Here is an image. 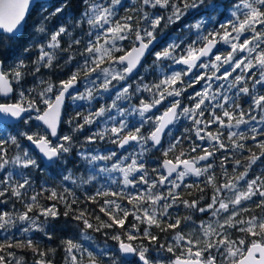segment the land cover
<instances>
[{
  "label": "snow or ice",
  "instance_id": "1",
  "mask_svg": "<svg viewBox=\"0 0 264 264\" xmlns=\"http://www.w3.org/2000/svg\"><path fill=\"white\" fill-rule=\"evenodd\" d=\"M30 2L31 0H0V30L6 34L9 41L21 40L16 34L23 27ZM137 3L139 8L135 6ZM81 6L82 11L79 10ZM219 8L220 5L216 0H134L131 8H126L123 0H106L103 4L98 0H78V3H74L73 0H61L59 6L43 17L41 23L36 26V31L39 33L46 31L44 20L55 16L62 17L69 9L78 11L79 19L76 20L75 27L82 28L85 23L88 25V31L84 33L86 42L84 38L74 37L64 25L52 32L46 43L37 45L30 42L23 48V52L28 53L36 48L39 53L33 61L35 68L31 74L35 75L41 68H52L56 59V50L71 52L73 45L83 44V51L79 53L83 58V64H77L76 70L68 79L61 80L58 86L50 82L46 83L35 97L31 95L35 91L34 88L29 89L27 93L21 90L19 100L13 103H0V186H2L0 197H5V194L10 192L11 196L23 201L27 191L33 187L30 171L32 169L43 171L41 161H46L49 168L59 167L62 161H66V155L73 150L75 140L73 134L82 132L85 125L93 124L97 118L107 117L104 123L112 121V126L87 136L85 138L87 142L104 140L107 137L116 148H131L132 151L128 155H121L116 151H110L107 155L77 153L90 165L100 160L114 161L111 167H101L96 175H90L83 183L96 180L102 173L121 174V180H111L112 184H121V190L116 191L109 186H102L95 193L85 197L94 204L100 202L99 211L107 217V220L95 215L96 223L93 224L85 210L74 209L73 205L78 201L75 194L67 187H64L62 192L55 187H42L39 193L28 198L30 202H24V211H0V230L9 231L15 228L21 233L42 232L48 239H52L50 231L46 229L47 220L60 215L57 204L63 202L65 205L63 215L67 217L70 213H74L72 218L83 224L81 230L83 240H91L87 235L88 230L101 232L105 229L120 228L121 231L112 234L110 238L117 242L120 253L138 257L139 264H163L162 261L155 260L149 255L154 245L174 256L178 247L184 248L179 256L170 259L167 264H218L214 251L222 257L219 264L225 262L226 264H264V216L251 215L244 218L242 215L251 211L246 206L248 204H255L257 208L264 210V171L250 176L253 165L264 158V139H258L264 137V94H256L255 91L257 85L264 88V0H235L229 6L230 18L220 24V30L207 31L205 24L211 17H204L195 24L185 25L189 31L193 29L196 31L195 40L185 45L183 40L177 43L174 39L159 51L155 50L158 42L157 32L162 31V25L163 28H167L181 21L190 10L199 13L203 9L204 12L211 13L218 11ZM121 9L129 14L119 16ZM147 9L153 11L149 12ZM157 9L162 11H156ZM133 12L138 15L130 14ZM164 13L167 15L165 16ZM65 35L71 39L67 47H62L60 38ZM221 41L230 46L231 50L227 55L213 51ZM125 42L131 43L130 49L125 46ZM237 53H247V55L238 56ZM148 57H154L152 64L160 75L158 82L144 83V78L139 76V69L143 67ZM73 59L74 57L69 55L65 63ZM169 60L172 64L184 65L185 68L175 71L169 65L166 73L161 65ZM105 62L109 67H101ZM113 65L120 67L115 68L112 67ZM26 68L24 60L17 59L5 70L4 60H0V96L7 97L15 91L12 81L19 84L28 74ZM196 68H211L214 71L208 76L195 73ZM221 68L223 72L217 75ZM190 74V79L185 81L184 77ZM81 75L88 84L92 85L83 93L76 90ZM94 75L96 79L92 78ZM101 76L103 79L97 85V80H100ZM136 77L139 79H134ZM213 79L228 83L227 85L221 83L217 92L210 94L209 89L212 85L208 81ZM130 80L135 83L134 88L132 83H128ZM249 80L252 82L251 87L248 86ZM114 81L124 83L116 89ZM201 81L205 82V87L188 97L193 102L192 106H183L178 97ZM41 83L45 82L41 80ZM225 88L228 92L235 90L233 95L226 94ZM113 89H116L115 98L110 105L102 104L86 116L76 112L75 117L70 116L66 122L71 126L70 134L59 133V125L65 123L61 118V110L66 98L70 97L73 102L91 101L95 98L94 92L108 93ZM70 90H76L75 94ZM144 92L149 93L151 99L137 95ZM49 94H54V99ZM133 96H137L138 105L124 108L118 103L131 101ZM242 96L250 98L251 103L247 110L239 102ZM169 97L174 99L161 115L152 113V109ZM206 101H209L207 106H205ZM208 107H211L212 111L209 117L204 119ZM217 109L220 110L219 113ZM113 110L115 115H112ZM254 112H259V116L253 115ZM135 115L140 118L138 123L129 120L130 116ZM181 117L191 120L193 125L192 128H185V132H194L195 140L206 142L208 147L193 143L187 151L180 148L174 159H169V155L175 152L184 140L190 139L189 136L173 137L167 148L163 146L162 136L166 128ZM78 119H83V123H79ZM9 121H12L11 125ZM33 121L37 122L35 130L31 127ZM21 122L25 130L3 135L10 127L18 128ZM145 125L150 128L147 134L142 131ZM210 125L217 126L215 132L210 130ZM242 125L243 130H241ZM223 129H228L227 143L224 142ZM21 138L35 147L39 153L38 157L22 145ZM248 140L256 143L260 154L252 153L246 157V163L242 165L244 171L229 176L225 165L231 162L234 165L233 173L237 172L241 160L236 158L235 154L251 151L246 143ZM9 145L17 150V154L11 158L8 157ZM152 149L162 150L164 159L157 168L151 169L156 176L150 180L148 167L144 161L145 154ZM198 150L202 154L188 158L189 153ZM222 150L224 153L231 152L232 156L230 158L222 154L219 167L224 170L226 182L217 185L216 178L211 172L216 154ZM129 160L130 163H124ZM201 161L204 162L203 166H197ZM9 166H12L13 170H9ZM160 169H163L167 175ZM173 174H175L174 178ZM189 175L206 178L203 181L205 186L210 185L213 188L210 202L201 206L204 188L196 183L185 184L184 179ZM62 179L76 183L71 175H64ZM140 185H144V188L136 192L128 191L130 188L138 189ZM158 188H167V191H156ZM181 188L195 189L201 193V196L199 199H184L178 191ZM224 190L231 193L226 199L221 198ZM45 193H47L46 199L55 203L41 205L39 197ZM189 195L191 196L192 192H189ZM68 196H72L73 199L69 201ZM100 198H104L102 202ZM125 199L132 205V210L119 202ZM4 202L0 200V203ZM178 204L194 212L210 213L212 217H218L221 213L226 215L222 220L208 222L201 220L198 229L193 227L191 231L185 233L178 229L182 223L191 221L192 216L173 217L171 209ZM130 215L139 223H133L129 229L126 220ZM194 223L193 221V225ZM139 224L145 225L142 232ZM153 227L159 229L161 233L173 231L174 235L171 239L174 243L167 241L161 243L159 236L151 231ZM229 229L244 233L246 237L261 239L259 241L253 239L250 244L243 237L234 240ZM104 234L109 235L108 232ZM137 239L146 240L148 243L139 245L133 243ZM63 243L65 264H103L101 257H109L112 264H117L115 258L111 256L112 250L107 245L102 249H95L72 240ZM13 247H27L38 253L41 259L35 264H51V261L44 259L47 252L40 251L39 246L32 239L0 243V252ZM6 255L14 257L11 251H7ZM0 264H11V262L5 255H0ZM15 264H21V259H15Z\"/></svg>",
  "mask_w": 264,
  "mask_h": 264
},
{
  "label": "trees",
  "instance_id": "2",
  "mask_svg": "<svg viewBox=\"0 0 264 264\" xmlns=\"http://www.w3.org/2000/svg\"><path fill=\"white\" fill-rule=\"evenodd\" d=\"M61 0H52L48 3H36L27 20L25 23V29L23 35H21V40L20 41H9L6 38V34L0 33V60H4V68L5 70L8 69L17 59H23L25 64L27 65V68L25 69L26 74L24 79L17 84L15 81H12V86L15 89L13 94L8 98V99H3L0 97V102H15L19 100V92L21 90L25 91L26 93L28 92L29 89H35L34 92L31 93L33 97L37 95V93L43 89L46 85V83H53L55 85H59V82L61 80H66L68 77L71 75L73 71L76 70L77 64H83V58L79 55L80 52L83 51V44L81 45H73L72 51L71 52H63L60 50H56L55 55L56 59L53 61V67L52 68H41L38 73H35V75H32L31 73L34 71L35 66L33 65V61L36 60L38 56V51L36 48H33L30 52L24 53L23 48L25 46H28V44L35 43V44H40V43H46L48 36L56 31L61 25H64L68 28L69 32L72 33L74 37L77 38H84L86 42V38L84 37V33L88 31V25L85 23L83 24L82 28L81 27H75V22L76 20L79 19V14L78 11H73L72 9H69L65 12V14L61 16H55L51 17L48 20H44L43 24L45 27V33H39L36 31V26L41 23L43 20V17L46 16L49 12L53 11L55 7L59 6ZM74 3H78V0H73ZM235 0H216V3L220 5V8L216 12H211V13H206L204 12L203 9L200 10L199 13H197L194 10H190L189 13L182 17L181 21L176 22L175 24L169 25L167 28L162 27V31H158L157 34H162V40L160 41V44L157 47V51L160 50L163 46H166L168 43H171L174 39L177 43H180L182 40L184 41V44L186 45L187 43H190L192 40L196 39V31L193 29L189 31L185 25H191L195 24L198 20H201L204 17H211L210 19L207 20L205 24V29L207 31H212L213 29L215 30H220V27L218 26L219 21H224L225 19H228L229 16V6L234 3ZM134 4V0L132 3H129L128 0H126V3L124 6L126 8H131ZM137 8H139V4L137 3L135 5ZM82 11V6L80 9ZM121 9L119 12L121 13L122 16L129 14L126 13L125 11H122ZM149 12L153 11L152 9H147ZM156 11H162L157 9ZM132 15H138V13H130ZM71 21V22H70ZM61 43L62 47H67L69 42H70V37L65 35L62 36L61 38ZM242 39V38H241ZM125 46L129 48L131 46L130 42H125ZM184 46V45H182ZM218 48H223L224 51L222 52L223 54H226L228 51H230V46L228 44L225 45L222 41L218 43ZM48 51H53L52 49H47ZM122 54V53H120ZM241 54V53H238ZM69 55H72L74 59L69 62L65 63L67 60V57ZM154 57H148L143 64V67L139 69V76H142L143 82L144 83H152V82H158V79L160 78V75L158 74L155 66H153L152 61ZM171 65V68L173 70H176L178 68H181L182 66L180 65H174L172 64V61H164V63L161 65V67L164 68L165 72H168V66ZM147 69V70H145ZM223 69V68H222ZM195 73L198 72V69L194 71ZM134 79H139V77H136ZM41 80H43L45 83L42 84ZM185 81H188V77H184ZM85 83V79L83 78V75H81L79 79V84L76 88V90L80 91L82 89L83 84ZM124 83V82H123ZM128 83L133 84V88L135 87V83H133L132 80L128 81ZM248 86H252L251 80L248 81ZM200 88L199 84L193 85V87L188 88L187 91L181 96L178 97L180 99L181 104L183 106H192V101L188 99L189 95H194L195 92L198 91ZM235 90L230 92L231 94L234 93ZM256 94L259 92L264 93V88H261L259 85L256 86ZM114 89L111 92L104 93V92H95L94 99L91 101L88 100H83L80 101L78 100L77 102H73L71 98H67L64 108L62 110V115L61 118L65 123L60 124L59 128V133L61 135H66L70 134L71 132V126L66 123L69 117H75L76 112H80L82 116L88 115L89 112H94L97 108L100 107V105L105 104V105H110L112 103V100L115 98L114 96ZM211 93L212 90H211ZM137 95H142L145 98L151 99V96L149 93L144 92L142 94H137ZM51 97H54V94L51 95ZM169 97L165 102H163L160 105V110L164 109L165 106H167V101L170 99ZM171 100V99H170ZM239 102L243 105L245 110H247L248 105L251 103L250 98L246 96H242L239 99ZM122 107L128 108L130 105H138L139 100L137 99V96H133L131 101H119L118 102ZM211 103H215L211 102ZM209 104V101L205 102V106ZM212 108L208 107L207 111L205 113L204 119H207L209 117V114L211 113ZM219 113V109L216 110ZM253 115L259 116V112H254L252 113ZM35 115V113H33ZM112 115H115V110H113ZM107 117H101L97 118L96 122H94L91 125H85L84 129L82 132H78L73 134L75 137L74 140V146L73 150L70 154L66 155V161H62L60 163V166H52L49 168L48 165L43 166V171L39 169H32L30 171L31 179L33 181V187L32 189H29L26 193V195L23 197V201L17 199L16 197L11 196L10 192L5 194V197H0V200L5 201L4 203H0V211H7V212H22L24 211V202H30L28 198L36 193H39L42 189V187H47V188H53L55 187L58 191H63L64 187H67L71 192L75 194V198L77 199V204L73 205V208L76 209L77 211L79 210H85L86 213L89 215V218L93 224L96 223L95 220V215H99L102 219L107 220V217L103 215V213H100L99 207H100V202L98 203H92L91 201H88L85 199L87 195H91L97 191V189H100L102 186L99 185L98 179L91 181L90 183H83V181L79 185H73L71 181H63L62 177L63 174L69 170L72 173H76L79 168L82 166H86L87 162L82 159L77 153L83 152V153H90V154H95L97 152H102V155H107L108 151H116L118 154H122L123 151H119L115 145L111 144L107 137L104 140L96 139L94 142H87L86 137L90 136L92 133L101 131L105 127H111L112 126V121H108L107 124L104 123ZM119 119V117H118ZM129 120L132 121L133 123H138L140 118L138 115L135 116H130ZM79 123H83V119H78ZM37 122L33 121L31 124L32 130H35V125ZM192 122L191 120L187 118H180L177 120V122L174 124L172 129L168 132L171 135L167 133L165 138L163 139V146L164 148L168 147V143L170 140L173 139V137H183V136H189L190 139L184 140L183 144L180 145L175 152L171 153L169 155V159H174L175 155H177L180 151V148H183L185 151H187L193 143H198L202 144L204 147H208L206 142H201L195 140V134L194 132L191 133H186L185 128H192ZM202 127V125H201ZM210 130L212 132L216 131L217 126L216 125H210L209 126ZM244 129V126L242 125V129ZM20 130H25L24 126L21 122L20 126L18 128H9L6 130L3 135L7 136L9 132L11 134H15L17 131ZM150 130L148 125H145L144 129L142 131L147 134V132ZM225 135H224V142H228L227 138V131L228 129H223ZM233 131V129H232ZM236 131V130H235ZM258 139H264V137H258ZM21 143L24 147H27L30 149V151L36 155L37 157L39 154L32 149L28 143L27 140H24L21 138ZM248 148L251 149V151H244L243 153L237 152L236 158L241 160V166L237 167V172L233 173V164L231 162L227 163L225 165V169L227 170L229 176L238 174L239 172L244 171L243 164L246 163V157L250 156L252 153H255L256 155L260 154V149L251 140H248L247 142ZM127 150L132 151L131 148H128ZM137 151H139L137 149ZM17 154V150L9 145V151H8V157L11 158ZM202 154L199 150L194 153H189V157L191 158L192 156H198ZM222 154L228 155L230 158L232 156L231 152L224 153L223 150L221 152H217L216 158L214 160V168L211 172L212 175L215 176L216 180L215 183L217 185H222L223 183L226 182V178L224 176V170L219 167L220 159L222 158ZM164 159L162 156V150H155L152 149L150 152L145 154V163L148 167V172L149 176L148 178L151 180L155 178L156 174L151 171L152 168H157L159 164L161 163V160ZM204 162L201 161L200 164L197 166H203ZM161 172H163L160 169ZM261 171H264V158L262 160L257 161L255 165H253V168L250 170V176H255L257 174H260ZM175 176V174L173 175ZM122 177L118 178V181L121 180ZM205 177H195V176H187L184 179L185 184H193L196 183L199 185V187L204 188V199L200 201L201 206H203L206 202H210V198L213 193V188L212 186H205L203 181L205 180ZM103 186H109L112 190L119 191L122 188L121 184H112L111 181L108 182L107 184ZM2 187V186H0ZM144 188V185H140L138 189H128V191L131 192H136L138 190H141ZM167 191V188H158L156 191ZM24 191V190H22ZM178 191L181 193L184 199H199L201 196V193L198 191H195V189H185L181 188L178 189ZM189 192H192V195H189ZM227 192V190H224L221 193V197H224V194ZM47 193L45 195H42L39 197V203L41 205H51L55 203L52 200L46 199ZM111 198V197H108ZM73 199L72 196H68V200L71 201ZM104 198H100V201L102 202ZM120 203L124 204L126 208L129 210H132V205L128 203V201L122 200L119 201ZM248 207L251 209L250 212L248 213H243L244 216L249 217L251 215L255 216H264V210L257 208L255 204H249ZM57 211L60 213L59 216L56 218H48L47 224H46V229L50 231L52 235V239H48L42 232H29V233H21L17 231L15 228L10 229L9 231H4L0 230V243H4L7 241H11L13 243L21 241V240H27V239H32L35 244L39 246L40 251L47 252V255L44 257L45 260L51 261L52 264H65V245L64 241L67 240H72L73 242H78L85 244L91 248L95 249H102L104 248L105 245H107L112 251H111V256L115 258L117 264H139L138 257L132 256L130 259H125L119 252L118 249V244L116 241L112 240L110 236L112 234H115L116 232H120V228L116 229H105L102 230L101 232H94L92 230H88L87 235L91 237V240L85 241L82 239V229H83V224L80 221H77L73 219L74 213H70L69 216H64L63 213L65 211V205L63 202H60L57 204ZM173 217L176 216H187L191 215L192 220L187 221L185 223L181 224L180 229L181 230L185 224H193V221L195 222L194 224L200 223L201 220L203 221H210L212 219V216L210 213L208 214H202L200 212H194L190 209L184 208L182 204H178L176 207L171 209ZM41 220H44L43 217H40ZM133 223H139L135 221L133 216H129L126 220V226L130 229L131 225ZM145 227L144 224H139V228L142 232L143 228ZM151 231L154 234H157L159 236L160 242L165 243L172 241V236L174 234L173 231H169L167 233H161L159 229L153 227ZM105 232H108L109 235L105 236ZM232 239L236 240L239 238H245L247 243H251L253 239L260 240V237H251V236H245L244 233L238 232V231H233L232 234ZM126 240V237H124ZM133 243L139 245L141 243L147 244L148 241L146 240H141L137 239ZM49 249H54V252L48 251ZM7 251H11L14 253V255L18 256L22 262L21 264H35L37 260H40L41 257L39 256L38 253L33 252L31 249L27 247H13L11 249H7L5 252H0V255H5L6 259L12 263L11 260H9V256L6 255ZM184 251L183 247H178L175 250V256H179L181 252ZM214 255L217 256V262L221 261L222 257L216 253L215 251L213 252ZM79 255V253H77ZM149 255L155 259V260H160L163 262V264H167V262L170 259H173L175 256L171 253H168L167 251L160 250L158 246H153L150 249ZM103 264H112V260L109 257H101ZM226 264V262H225Z\"/></svg>",
  "mask_w": 264,
  "mask_h": 264
},
{
  "label": "rangeland",
  "instance_id": "3",
  "mask_svg": "<svg viewBox=\"0 0 264 264\" xmlns=\"http://www.w3.org/2000/svg\"><path fill=\"white\" fill-rule=\"evenodd\" d=\"M129 1V3H132V1L133 0H128ZM98 2H100V3H105L106 2V0H98ZM126 3V0H123V4H125ZM123 12H124V10H122ZM165 14V16L167 15V13H164ZM119 16H122L121 15V13L119 12ZM230 18V17H229ZM228 18V19H229ZM227 19H225L224 21H219L217 24H218V26L220 27V24L222 23V22H225ZM161 34V33H160ZM246 35H250V34H246ZM242 39H243V37H242ZM226 45V44H225ZM225 49H224V47L223 48H220L219 50H217L219 53H222L223 51H224ZM159 51V50H158ZM224 55H227V53L226 54H224ZM237 55L238 56H240V55H247V53H243V54H238L237 53ZM253 55H254V53H253ZM101 67H109V65H108V63L107 62H105L103 65H101ZM112 67H115V68H119L120 66H118V65H113ZM226 67V66H225ZM183 69V67H181V68H178V69H176L175 71H180V70H182ZM196 69H198V74H207L208 76H211L212 75V72L214 71V70H212L211 68H206V69H201V68H196ZM195 69V70H196ZM223 72V69L221 68V70H220V73H217V75H220L221 73ZM237 74H238V72H237ZM190 77H191V75L188 77L189 79H190ZM93 79H96V77H95V75L92 77ZM102 79H103V77L101 76V79L100 80H97V85L102 81ZM114 84H116V89H118L119 87H120V85L121 84H123V82H120V83H116L115 81L113 82ZM208 83H211V85H212V87L209 89V93L210 94H215L216 92H217V90H218V88H219V85L221 84V83H223V84H225V85H227V81H218V80H211V81H208ZM199 85H200V88L198 89V91H201L204 87H205V82L204 81H201L200 83H198ZM87 87H92V85H90V84H88V82L85 80V83L83 84V86H82V89L79 91V92H81V93H83L84 91H85V89L87 88ZM116 89H114V96H115V91H116ZM211 90H212V92L213 93H211ZM75 91L76 90H74L73 91V94H75ZM224 91L226 92V94H228L229 96H232L233 94H231L230 92H228L227 91V88H225L224 89ZM258 94H264L263 92H259ZM50 96L52 95V94H49ZM94 95H95V92H94ZM171 99V100H170ZM168 101H167V106H165V108H167L168 107V105H169V103L174 99L173 97H171ZM75 102H77V101H75ZM211 102H214V101H211ZM164 108V109H165ZM160 113H161V111H157L156 113H154L155 115H160ZM181 118H183V117H181ZM258 127H259V125H258ZM241 129H242V126H241ZM236 129H233V131H235ZM139 150V149H138ZM109 152L110 151H108L107 152V154H109ZM131 151H129V150H125V151H123V153L121 154V155H128L129 153H130ZM94 155H102V152H97V153H95ZM114 161H103V160H100V161H96L95 163H94V165H90V164H86V166H82L81 168H79L78 169V171H77V174L76 173H72L71 171H69V170H67L64 174H63V176L64 175H71L72 176V178L76 181V183L75 184H73V185H79L83 180H87L88 179V177L90 176V175H96V173L97 172H99V169L101 168V167H104V166H108V167H111V164L113 163ZM131 161L129 160V161H125L124 163L125 164H127V163H130ZM9 170H13L12 169V166H9ZM121 177V174L120 173H118V172H113V173H102V174H100L99 176H97V178L96 179H98V182H99V185H101V186H103V185H105V184H107L108 182H110L112 179H115V180H117L118 181V178H120ZM175 176H173V178H174ZM187 177V176H186ZM122 179V178H121ZM231 195V193L230 192H226L225 194H224V197H221V198H223V199H226L227 197H229ZM124 205V204H123ZM249 205V204H248ZM248 205H246L247 207H248ZM125 206V205H124ZM217 207H218V205H217ZM226 214L225 213H221V215L220 216H218V217H212V219L210 220V221H215V220H222V218L225 216ZM243 215V214H242ZM243 217L244 218H247L246 216H244L243 215ZM206 222H208V221H206ZM199 226H200V223H197V224H191V223H189V224H187V226H184L181 230L183 231V232H185V233H188L189 231H191L192 230V228L193 227H195L196 229H198L199 228ZM229 231L231 232V234H232V232L234 231V230H231V229H229ZM174 235V234H173ZM170 242H173V241H170ZM174 243V242H173ZM182 247V246H181ZM15 259H20L18 256H16V255H14V257L13 256H9V260H11L12 261V263L13 264H15ZM21 262H22V260H21Z\"/></svg>",
  "mask_w": 264,
  "mask_h": 264
},
{
  "label": "water",
  "instance_id": "4",
  "mask_svg": "<svg viewBox=\"0 0 264 264\" xmlns=\"http://www.w3.org/2000/svg\"><path fill=\"white\" fill-rule=\"evenodd\" d=\"M50 1H52V0H31V2H30V6H29V9H28V12L26 13V16H25V20L23 21V27L21 28V30H20V32H18L16 35L17 36H21V35H23V33H24V29H25V23H26V20H27V18H28V16H29V14H30V12H31V10H32V8H33V6L36 4V3H48V2H50ZM0 33H3V31L2 30H0ZM162 40V35H157V45H156V48H157V46L160 44V41ZM130 48H131V46H130ZM129 48V49H130ZM217 48H218V43H217V45H216V48L213 50L214 52H216V50H217ZM181 66H184V65H181ZM195 70V69H194ZM191 75V74H190ZM189 75V76H190ZM188 76V77H189ZM78 85V84H77ZM70 91H72V90H70ZM13 93H10L9 94V96H7V97H5V96H0L1 98H3V99H8L11 95H12ZM54 99V98H53ZM66 100H67V98H66ZM66 100H65V102H66ZM0 103H12V102H0ZM65 105V104H64ZM159 107H160V105H158L156 108H154V109H152V113H154V112H157L158 110H159ZM63 108H64V106L62 107V110H63ZM62 110H61V115H62ZM165 111V109L164 110H162V112L160 113V115L163 113ZM176 123V122H175ZM174 123V124H175ZM12 124V121H9V125H11ZM174 124H172V125H169L168 126V128H166V130H165V134L162 136V141H163V139L165 138V136L167 135V133L172 129V127L174 126ZM59 128H60V125H59ZM59 128H58V131H59ZM53 139H55V138H53ZM27 143H28V145L32 148V149H34L37 153H38V151L35 149V147L34 146H32V145H30L29 144V142L27 141ZM118 149V148H117ZM119 151H123V150H125V149H118ZM156 150V149H155ZM39 154V153H38ZM163 160V159H162ZM162 160H161V162H162ZM42 163L44 164V165H48L47 164V162L46 161H42ZM162 171H163V173L165 174V175H167V173L163 170V169H161ZM125 259H130L133 255H127V256H125L124 254H122V253H120ZM173 259H175V257L173 258ZM52 264V263H51Z\"/></svg>",
  "mask_w": 264,
  "mask_h": 264
},
{
  "label": "flooded vegetation",
  "instance_id": "5",
  "mask_svg": "<svg viewBox=\"0 0 264 264\" xmlns=\"http://www.w3.org/2000/svg\"><path fill=\"white\" fill-rule=\"evenodd\" d=\"M157 35H159V34H157ZM162 35V34H161ZM219 47V46H218ZM157 50V49H156ZM183 67V69L185 68V66H182ZM79 84V83H78ZM78 86V85H77ZM77 86H76V88H77ZM54 98V97H53ZM127 150V149H126ZM125 151V150H124Z\"/></svg>",
  "mask_w": 264,
  "mask_h": 264
}]
</instances>
